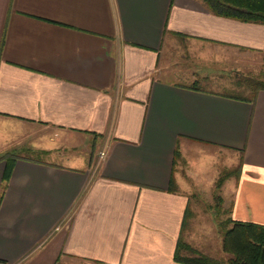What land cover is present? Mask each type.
Masks as SVG:
<instances>
[{
	"label": "crops",
	"instance_id": "0c3cea01",
	"mask_svg": "<svg viewBox=\"0 0 264 264\" xmlns=\"http://www.w3.org/2000/svg\"><path fill=\"white\" fill-rule=\"evenodd\" d=\"M181 59L206 62L186 84L166 79ZM263 71L264 26L199 0H0V122L47 158L99 142L81 171L4 156L17 158L0 162V264H181L179 239L217 258L188 233L186 143L237 161L225 221L264 227V91L247 103L200 86Z\"/></svg>",
	"mask_w": 264,
	"mask_h": 264
},
{
	"label": "rangeland",
	"instance_id": "374dc122",
	"mask_svg": "<svg viewBox=\"0 0 264 264\" xmlns=\"http://www.w3.org/2000/svg\"><path fill=\"white\" fill-rule=\"evenodd\" d=\"M170 48L166 46L163 49L165 63L166 59L170 57ZM206 63V62H201ZM201 63L198 60H178V70L180 69L185 75L182 76H167L166 79L179 84H186L187 76H191L192 73L198 72V68H202ZM209 63V62H207ZM198 66V67H197ZM213 69L216 71H233V67L227 66H214ZM245 75H255L251 73H245ZM236 76L230 77V80H235ZM201 87L208 88L211 91L221 94H228L226 89L216 86H206L201 84ZM21 127H17L8 122H0V157H4L9 153L14 151L13 155L19 157H25L30 159H40L43 161H49L50 163H56L59 166L71 167L77 170L87 169L89 166V161L91 156L94 155L93 152L99 148V142L97 141L94 150L91 148L92 141L87 139L85 143V148H80L76 154L69 153L74 158L67 162L63 155H56L55 157H44L34 153L23 152L22 149L34 147L33 142H30L28 135L21 130L23 134L17 137V132ZM186 151L185 159L189 166H178L185 170L184 184L186 188L183 187L179 177L178 182L181 188L185 189L187 194L191 197V207L192 211H195L196 218L192 220L188 233L195 231L199 237L192 240L191 243L197 246V243L204 244L208 246V249L203 248V251L207 252L213 257L224 258L225 255L221 251L220 243V225L221 222L225 221V212L229 210L228 197H230V190L232 184L235 181L233 171L237 169L236 162L234 160H229L225 155L220 153L217 149L211 148L204 145L186 143L184 147ZM22 151V152H21ZM77 151V150H75ZM69 155V156H70ZM83 159V160H80ZM79 160V161H77ZM181 159L180 161H182ZM238 160V158H237ZM90 171L94 172L96 166L94 160L92 159ZM231 172V179L227 180L223 186H218L217 181L224 176L226 173ZM224 203L222 206L220 203ZM227 201V202H226ZM222 212V213H221ZM194 238V237H193ZM198 241V242H197ZM199 248V247H198Z\"/></svg>",
	"mask_w": 264,
	"mask_h": 264
},
{
	"label": "trees",
	"instance_id": "16d2710c",
	"mask_svg": "<svg viewBox=\"0 0 264 264\" xmlns=\"http://www.w3.org/2000/svg\"><path fill=\"white\" fill-rule=\"evenodd\" d=\"M202 6L212 15L220 18L234 20L245 24L264 26V0H199ZM198 82H194L196 85ZM222 94L241 102L254 103L260 91H264V71L255 75H238ZM16 156L0 157V162L13 163ZM175 158L179 153L175 152ZM10 166H6V168ZM238 169V167H237ZM233 171V174L237 172ZM231 177V172L224 174L217 181L220 187L226 179ZM9 174L5 171L0 186V204L4 197ZM170 191L175 188L172 177L169 185ZM188 208L185 211L182 227L188 220ZM221 249L224 258H212L204 255L179 239L173 259L181 264H264V227L236 222L231 219L221 222L220 225Z\"/></svg>",
	"mask_w": 264,
	"mask_h": 264
},
{
	"label": "built area",
	"instance_id": "2783aa9c",
	"mask_svg": "<svg viewBox=\"0 0 264 264\" xmlns=\"http://www.w3.org/2000/svg\"><path fill=\"white\" fill-rule=\"evenodd\" d=\"M103 157H104V152H100V154H99V158L102 159ZM58 229H59V227L56 228V230H58Z\"/></svg>",
	"mask_w": 264,
	"mask_h": 264
}]
</instances>
